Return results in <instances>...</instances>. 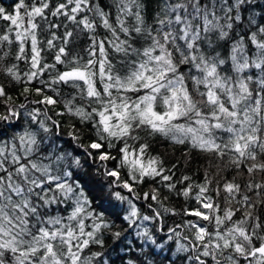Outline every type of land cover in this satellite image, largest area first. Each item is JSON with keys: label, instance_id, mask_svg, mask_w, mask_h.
I'll return each mask as SVG.
<instances>
[{"label": "snow or ice", "instance_id": "obj_1", "mask_svg": "<svg viewBox=\"0 0 264 264\" xmlns=\"http://www.w3.org/2000/svg\"><path fill=\"white\" fill-rule=\"evenodd\" d=\"M257 6L156 0L150 19L147 0L0 7V127L13 129L7 138L0 132V264H115L110 241L126 264H155V252L170 243L182 264H264ZM61 27L62 35L53 31ZM79 34L87 58L70 47ZM7 84L21 86L18 96ZM63 135L102 180L84 179ZM158 138L204 154L203 182L177 177L178 164L153 154ZM171 196L193 203L177 212L166 204ZM169 215L184 219L165 230Z\"/></svg>", "mask_w": 264, "mask_h": 264}, {"label": "trees", "instance_id": "obj_2", "mask_svg": "<svg viewBox=\"0 0 264 264\" xmlns=\"http://www.w3.org/2000/svg\"><path fill=\"white\" fill-rule=\"evenodd\" d=\"M17 0H0V7H4L8 12H11L14 8L15 3ZM56 0H53V3H55ZM111 0H103L104 4H109ZM114 11V10H113ZM156 11V0H147V12H148V18L150 19L152 14ZM254 14L257 16V18H260L261 16H264V3L261 2V0H258V6L254 9ZM54 22L67 24L68 28L71 29L73 26L67 22L63 21V18L61 20H56V18H51ZM3 21H0V28L4 26ZM53 31H56L58 35H62L64 28L61 27L59 29H54ZM102 31V30H101ZM43 39L48 38V29L45 27V32L42 36ZM59 43V41H57ZM87 37L84 34H79L75 40V43L73 45H70V47H73L76 52H79L82 56L87 58V53L84 51V49L87 48ZM46 58L49 62H52V54L51 53H45ZM19 67L21 71H24L27 69V65L24 62H19ZM2 82V81H0ZM10 90L15 89V92H11L10 94H14L18 96V92L21 88L20 85H14V84H7L6 85ZM62 94L67 96L69 93L74 94V90L70 89L66 86L61 85L60 86ZM22 97H19V100L22 101ZM50 114H52L50 112ZM27 123H30V119L26 117H21V120L19 121V124L21 127L27 126ZM0 132H2L5 136L11 137L13 135V129L9 128L7 125H4L3 127H0ZM60 144L62 147L67 148L68 151L72 152L73 155H79L81 164L83 165V168L81 170V174L83 175L85 180H88L89 177L94 178L95 180H102V177L97 172V164L93 162L91 159H89L86 155L83 154V151L81 149H75V146L71 144V142L68 140V137L66 135H63L59 137ZM152 143V152L153 154H159L162 156V158L165 160L166 165H171L173 163L178 164V170L176 172V176L180 177L182 175H189L192 177V181L196 183L203 182V174L204 169L207 166V157L204 154H201L195 150H189L187 146L183 145H173L170 144L166 140L157 139L155 141H151ZM188 153V156H185V153ZM187 161V163H186ZM114 163V162H113ZM223 174V173H222ZM143 187V191H147V187ZM179 187V185H178ZM139 190V189H138ZM166 193V189L164 190ZM142 195V192H141ZM138 204L141 206L143 205L142 201H138ZM193 202H185L183 197H176L171 196L168 201H166V204L172 208H174L177 212H182L183 208L187 206V204H190ZM142 207V211H144ZM184 219L182 216H166L164 218V224L163 227L165 230H167L168 227L174 226L176 223H180ZM190 219V217H189ZM157 237L160 239H163L162 233H156ZM135 239L134 236H129V240ZM115 247V244L111 241L109 242L106 250V255L110 253L111 260L115 261V264H126L125 261H122L119 256L125 255L123 252H117L113 251L112 249ZM123 247V245H121ZM148 249H146L147 251ZM128 256L135 255V253H127ZM153 259L155 260V264H169V261H175V264H182V261L177 258V255L175 254V244L170 243L166 245L165 249L161 252L157 250L155 254L153 255Z\"/></svg>", "mask_w": 264, "mask_h": 264}]
</instances>
